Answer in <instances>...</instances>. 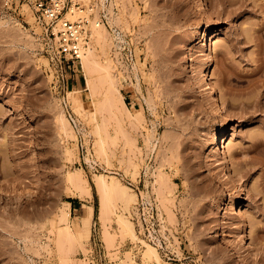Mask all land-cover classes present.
Returning <instances> with one entry per match:
<instances>
[{"label": "rangeland", "instance_id": "374dc122", "mask_svg": "<svg viewBox=\"0 0 264 264\" xmlns=\"http://www.w3.org/2000/svg\"><path fill=\"white\" fill-rule=\"evenodd\" d=\"M204 1L213 17L198 0H71L79 9L67 18L86 21V49L92 43L102 70L90 77L80 60L69 74L73 123L53 87L33 12L0 0V264L264 263V167L245 177L239 171L264 145L256 74L264 65V0ZM100 20L107 40L97 42L90 32ZM199 24L211 28L208 81L225 116L203 90L208 57L196 44ZM216 124L230 129L220 138L232 154L228 165H218L207 147ZM76 171L91 197L66 181ZM100 174L134 197L128 210L118 202L106 224L93 184ZM231 201L236 207L228 209ZM60 211L69 228L61 242L52 228ZM120 214L135 238L121 234ZM145 243L159 259L145 257Z\"/></svg>", "mask_w": 264, "mask_h": 264}, {"label": "bare ground", "instance_id": "6f19581e", "mask_svg": "<svg viewBox=\"0 0 264 264\" xmlns=\"http://www.w3.org/2000/svg\"><path fill=\"white\" fill-rule=\"evenodd\" d=\"M101 5L104 6V0H101ZM197 5L200 8L205 9V13L207 14V16H210V17L214 16L213 11L205 4L204 0H198ZM89 11H91L90 8H89ZM76 19H81V18H76ZM93 24H94L93 26H95V27L90 32L91 38L97 42H101V41L105 40L106 36H104V34L106 32L104 31V28H98L99 25L97 24V22H94ZM198 28H200V31L197 34V36L195 37L196 44L199 45V48L202 51L203 56L205 55V57L206 56L208 57V60L204 66V70L202 73V81L205 82L203 90H204L205 94L212 99V104H213V107H214L217 115L225 116V114H227L228 109L224 106V104L220 103L219 98H218L217 93H216V89L208 81L210 73H211V69L213 66V62L209 56V51H210L209 36L211 34V28L208 25L206 27H201L200 24L198 25ZM106 40H107V37H106ZM97 42H96V44H97ZM88 46H90V45L88 44ZM91 47H92V43H91ZM91 47H88L86 49V51L84 52V54L81 57V63H80L82 65L81 70H83L85 72V74L88 73L90 77L93 75L94 71H99V70L102 71L101 66H99L98 62L95 59V56H96V55H94L95 53L93 54V50H92L93 48H91ZM260 48H261L260 55L262 56L261 59L263 60L264 59V47H260ZM108 63L110 64V62H107L106 64H108ZM108 66H110V65H108ZM263 66L260 65L257 68L256 74L259 75V77H262V79L260 80V84H258V85L264 89V68H263ZM106 68L107 67L105 65L104 69L106 70ZM106 74L109 75L110 73L109 74L105 73V75ZM105 78H106V76H105ZM90 80L91 79H89L88 77L85 76L86 89L89 91L90 94H93L94 89L92 86V82ZM254 85H255V83H254ZM254 87L256 88L257 86H254ZM77 93H79V91H72L71 92V94H73L72 98L77 101L75 104L77 105V107H80V104H81L80 99H78V98H76V96H74ZM255 104H256L255 106H257L259 103L255 102ZM120 105H121V103H120ZM263 105H264V102H263ZM59 115H62V114L59 113ZM58 121L60 124V131L65 135H69L71 131L68 127L67 119H65V117H63V116H60ZM227 130L228 131L230 130L228 125H217L216 124L208 131V134L206 137L207 147H208L210 153L212 154V156L215 157V160L218 162V165H220V164L228 165L230 163L229 162L230 158L232 157V154H227V155L224 154L223 147L221 146V143H220L221 135L224 134ZM100 143H102V140ZM101 145H103V144H101ZM99 149L102 150V148H99ZM254 151H256V154H252L254 156L250 157L249 161L248 160L245 161L246 164H250L249 169H245V168H244V170H242V168L239 169V171L240 170L242 171L241 172L242 177H245V175L247 176V173L249 171H252V170L258 168L259 166L264 167V145H263V143L261 145L259 144L257 146L256 150H254ZM242 177H240V178L242 179ZM260 178L262 180V184H264V173L262 175H260ZM66 181H68L70 184L76 185L79 188L80 187L82 189L84 188L83 191L87 195H89V197H91V195H92L91 190L88 187H85L86 181L83 179L80 171H78V172L76 171V173H68V175L66 176ZM231 182H233V181H231ZM93 184H94V188L96 190V193L99 197V214L98 215H99V219H100L99 221H102V223L110 221V217H112V215L115 214L114 211L116 209L115 207H116V204H118V202L123 205L124 210H128L129 206L134 201V197H133V195L128 193L129 191L127 190V187L125 185L119 183V181H115V179L113 180V178L110 181H108L106 179L105 175H102V174L96 175L95 181ZM231 186L235 188V186L233 184ZM162 187H163V184H162ZM231 189H233V188H231ZM157 193L159 194V190H157ZM162 197H163V195H162ZM67 204H69V203H67ZM236 204L237 203L235 201H231L228 209L235 208ZM27 211H29V210H27ZM24 212H25V210H24ZM32 212L33 211H30L29 213H32ZM59 213L60 214L58 216V220L57 221L55 220L56 226L52 222V228H56L57 233H58L57 240L59 242H61L63 233L64 232L66 233V231L69 230V228H68V213L63 212V211H60ZM116 219H117V224L120 228L121 234H123L125 236H129V238H135L136 237L132 223L130 222V220L127 217H125L123 214H120V215L116 216ZM57 224H58V226H57ZM101 225H103V224H101ZM67 233L69 235V232H67ZM110 237L111 236H108V234H107V237H106L107 243L109 242V239L112 240V238H110ZM241 238H243V240H246V235H245L243 230L241 231ZM246 241H248V240H246ZM108 244H111V242ZM249 244L252 245L253 242L251 241V242H249ZM145 245L147 248L146 253H145V257H148L149 259H150V257H154L156 259H159L157 256V253H156L157 250L154 247H152V245H149L147 243H145ZM262 255L264 256V246H263ZM262 258L263 257H261V259Z\"/></svg>", "mask_w": 264, "mask_h": 264}, {"label": "built area", "instance_id": "2783aa9c", "mask_svg": "<svg viewBox=\"0 0 264 264\" xmlns=\"http://www.w3.org/2000/svg\"><path fill=\"white\" fill-rule=\"evenodd\" d=\"M28 7L36 23L42 28L43 50L47 56L52 76L56 75L53 87L60 96L61 108L68 119L75 123L68 100L69 74L81 60L88 45V29L85 20H69L79 7L71 0H3L8 7L15 3ZM102 20L97 24L100 25Z\"/></svg>", "mask_w": 264, "mask_h": 264}]
</instances>
